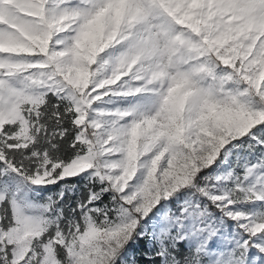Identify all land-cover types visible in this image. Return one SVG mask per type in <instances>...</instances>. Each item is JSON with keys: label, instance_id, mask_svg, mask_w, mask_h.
I'll return each mask as SVG.
<instances>
[{"label": "snow or ice", "instance_id": "snow-or-ice-1", "mask_svg": "<svg viewBox=\"0 0 264 264\" xmlns=\"http://www.w3.org/2000/svg\"><path fill=\"white\" fill-rule=\"evenodd\" d=\"M0 264H264V0H0Z\"/></svg>", "mask_w": 264, "mask_h": 264}]
</instances>
